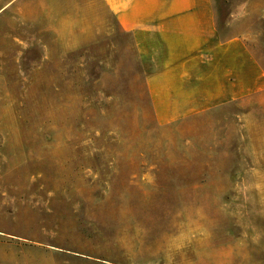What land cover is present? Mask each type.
Masks as SVG:
<instances>
[{
	"label": "rangeland",
	"instance_id": "1",
	"mask_svg": "<svg viewBox=\"0 0 264 264\" xmlns=\"http://www.w3.org/2000/svg\"><path fill=\"white\" fill-rule=\"evenodd\" d=\"M0 264H264V94L161 125L103 7L0 0Z\"/></svg>",
	"mask_w": 264,
	"mask_h": 264
},
{
	"label": "crops",
	"instance_id": "2",
	"mask_svg": "<svg viewBox=\"0 0 264 264\" xmlns=\"http://www.w3.org/2000/svg\"><path fill=\"white\" fill-rule=\"evenodd\" d=\"M230 1L223 22L216 0L86 4L103 7L118 29L132 37L156 121L166 125L264 94V66L247 24L264 3Z\"/></svg>",
	"mask_w": 264,
	"mask_h": 264
},
{
	"label": "trees",
	"instance_id": "3",
	"mask_svg": "<svg viewBox=\"0 0 264 264\" xmlns=\"http://www.w3.org/2000/svg\"><path fill=\"white\" fill-rule=\"evenodd\" d=\"M221 0H216L217 6H222L224 4V1L220 2Z\"/></svg>",
	"mask_w": 264,
	"mask_h": 264
}]
</instances>
